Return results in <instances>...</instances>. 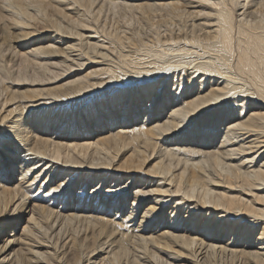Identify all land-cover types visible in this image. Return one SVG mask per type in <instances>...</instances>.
<instances>
[{"label": "bare ground", "instance_id": "1", "mask_svg": "<svg viewBox=\"0 0 264 264\" xmlns=\"http://www.w3.org/2000/svg\"><path fill=\"white\" fill-rule=\"evenodd\" d=\"M0 264H264V0H0Z\"/></svg>", "mask_w": 264, "mask_h": 264}, {"label": "snow or ice", "instance_id": "2", "mask_svg": "<svg viewBox=\"0 0 264 264\" xmlns=\"http://www.w3.org/2000/svg\"><path fill=\"white\" fill-rule=\"evenodd\" d=\"M214 6V5H213Z\"/></svg>", "mask_w": 264, "mask_h": 264}]
</instances>
